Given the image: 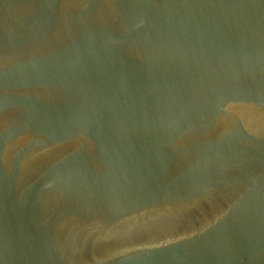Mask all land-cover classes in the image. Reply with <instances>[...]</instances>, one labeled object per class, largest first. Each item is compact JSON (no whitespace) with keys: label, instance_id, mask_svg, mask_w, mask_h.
<instances>
[{"label":"water","instance_id":"95a60500","mask_svg":"<svg viewBox=\"0 0 264 264\" xmlns=\"http://www.w3.org/2000/svg\"><path fill=\"white\" fill-rule=\"evenodd\" d=\"M0 264H264V0H0Z\"/></svg>","mask_w":264,"mask_h":264}]
</instances>
